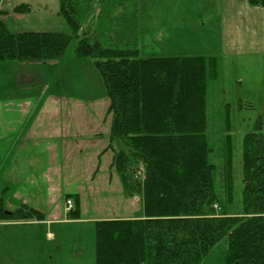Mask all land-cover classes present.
<instances>
[{"label":"rangeland","instance_id":"rangeland-1","mask_svg":"<svg viewBox=\"0 0 264 264\" xmlns=\"http://www.w3.org/2000/svg\"><path fill=\"white\" fill-rule=\"evenodd\" d=\"M72 1L75 8L69 10L80 23L77 36L63 14L62 0H0V18L11 33L72 37L60 62H0V136H11L9 144L0 143V173L9 169L6 181L0 174V186L5 184L0 198L45 219L52 214L56 220L75 221L51 227L56 238L49 241L51 251L45 250L49 258L36 264H96V223L142 213L139 198L126 188L114 164L123 143L111 139L113 113L104 80L93 60L74 56L83 36L106 48H140L147 58L215 54L207 55V60L214 57L216 69L208 66L205 80L209 163L221 211L242 215L243 140L258 125L264 137V29L255 44L225 53L219 0H119L107 16L102 0ZM21 132L25 140L18 144ZM72 211H79L80 219H71ZM5 216L0 212V219ZM46 233L43 227L44 238ZM3 261L10 264L9 258ZM202 264H233L226 244H219Z\"/></svg>","mask_w":264,"mask_h":264},{"label":"trees","instance_id":"trees-1","mask_svg":"<svg viewBox=\"0 0 264 264\" xmlns=\"http://www.w3.org/2000/svg\"><path fill=\"white\" fill-rule=\"evenodd\" d=\"M117 1L102 0V12L113 13ZM73 3L62 0V11L77 36L79 19L69 10ZM249 3L264 7V0ZM71 38L57 32L14 34L0 18V62H60ZM74 56L93 60L104 80L113 113L111 139L123 143L114 164L142 207L140 218L96 223V264H202L221 243L233 264H264L261 125L243 140L242 215L215 209L205 100L206 71L216 69L214 57L142 59L137 47L106 48L85 36ZM140 167L142 180L136 178ZM226 168L230 174L229 160ZM69 216L80 219V212ZM5 218L45 219L27 206Z\"/></svg>","mask_w":264,"mask_h":264},{"label":"crops","instance_id":"crops-1","mask_svg":"<svg viewBox=\"0 0 264 264\" xmlns=\"http://www.w3.org/2000/svg\"><path fill=\"white\" fill-rule=\"evenodd\" d=\"M219 3L220 24H218L221 28L220 42L224 52L229 53L228 49L231 48V53H237L243 51L247 45L250 47L252 44H255V42L260 39L261 29H264V7L253 6L249 3V0H219ZM0 6H2L1 2ZM138 9L139 8H137V13L139 12ZM184 10L185 9H182L181 12ZM163 11L164 15L167 14V10ZM207 11L209 14H212L210 10L207 9ZM165 32L166 30L164 27L163 33L165 34ZM190 55L192 56L188 57L208 58L207 55L214 56L215 54L208 52ZM140 57L142 59H148L147 57H142L141 50ZM24 137L22 132L20 136H17L16 141L18 144H21L23 140H25ZM10 140L11 136L9 135L0 136L1 144H9ZM8 170L1 171L0 174L3 178L4 175L8 174ZM0 187L1 195V193L5 191V184ZM0 200L6 215H11V212L19 208L15 203L11 204L8 202L5 204L2 198H0ZM53 216L54 215L49 214V217H46V219L42 221H12L10 220L11 218L0 219V259L9 258L10 264H36V262L41 263L44 258H49L45 250L51 251L49 241H51L50 239L54 240L56 238V234L52 231L50 232L51 227L53 225L59 226L60 223L69 226L70 222H75L67 219L64 221L56 220ZM140 216L141 213L135 216L133 214L128 217L125 216L106 220L136 219L140 218ZM43 227H47L45 238L43 235ZM3 264L7 263L3 261Z\"/></svg>","mask_w":264,"mask_h":264},{"label":"built area","instance_id":"built-area-1","mask_svg":"<svg viewBox=\"0 0 264 264\" xmlns=\"http://www.w3.org/2000/svg\"><path fill=\"white\" fill-rule=\"evenodd\" d=\"M137 176H138V178H141V177H142V172L139 171ZM68 207H69L70 209L72 208V203H71L70 201H68ZM70 209H69V210H70Z\"/></svg>","mask_w":264,"mask_h":264}]
</instances>
